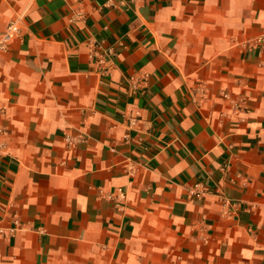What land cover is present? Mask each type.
Segmentation results:
<instances>
[{"label":"crops","instance_id":"1","mask_svg":"<svg viewBox=\"0 0 264 264\" xmlns=\"http://www.w3.org/2000/svg\"><path fill=\"white\" fill-rule=\"evenodd\" d=\"M14 19L0 264H264V0H0Z\"/></svg>","mask_w":264,"mask_h":264},{"label":"built area","instance_id":"2","mask_svg":"<svg viewBox=\"0 0 264 264\" xmlns=\"http://www.w3.org/2000/svg\"><path fill=\"white\" fill-rule=\"evenodd\" d=\"M19 24L18 19L11 20L6 26L5 30L0 33V50H5L9 43L16 39L19 36ZM134 123V120L131 124ZM5 134V130L0 126V155L4 154L5 151V142L3 140ZM195 196L201 195L199 192H192Z\"/></svg>","mask_w":264,"mask_h":264}]
</instances>
